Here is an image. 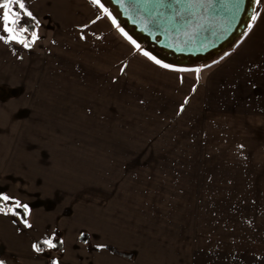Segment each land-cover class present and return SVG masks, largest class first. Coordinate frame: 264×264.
Returning a JSON list of instances; mask_svg holds the SVG:
<instances>
[{
    "label": "rangeland",
    "instance_id": "obj_1",
    "mask_svg": "<svg viewBox=\"0 0 264 264\" xmlns=\"http://www.w3.org/2000/svg\"><path fill=\"white\" fill-rule=\"evenodd\" d=\"M222 57L181 67L201 69L192 93L194 72L160 68L119 32L115 59L40 82V104L20 112L32 136L14 156L39 168V198L70 241L93 249L107 225L121 256L132 246L174 264H264V107L206 83Z\"/></svg>",
    "mask_w": 264,
    "mask_h": 264
},
{
    "label": "crops",
    "instance_id": "obj_2",
    "mask_svg": "<svg viewBox=\"0 0 264 264\" xmlns=\"http://www.w3.org/2000/svg\"><path fill=\"white\" fill-rule=\"evenodd\" d=\"M25 3L39 21L36 30L40 39L31 49L0 41V193L29 206L27 219L33 227L26 229L22 224H13L11 221L16 217L0 214V259L6 264H51V257H56L59 264H174L175 255L136 258L132 246L122 252L132 257L121 256L113 233L106 234L107 225L102 228L104 241L95 242L93 249L86 242L70 241L66 219L58 221L56 213L52 214L46 206L50 200L39 198V168L23 167L22 155L14 156L27 149L24 148L29 143L26 134L32 136L19 120L27 115L20 112L23 105L40 104L41 98L36 93L43 87L40 82L49 75L73 71L66 67L101 66L104 57H117L119 43V31L107 17L91 25V31L100 35V40L92 35H87L85 41L79 39L76 26L86 23L94 14L87 0H25ZM258 9V18L248 35L230 55L202 74L206 83L222 85L215 86L216 89H230L228 96L238 98L240 104L264 107V0H259ZM3 35L6 34L0 28V36ZM13 91L24 92L13 97L10 95ZM28 182L30 187H24ZM17 227L20 232L16 231ZM53 232L63 240V252H32L33 240ZM99 244L107 247L97 249Z\"/></svg>",
    "mask_w": 264,
    "mask_h": 264
},
{
    "label": "snow or ice",
    "instance_id": "obj_3",
    "mask_svg": "<svg viewBox=\"0 0 264 264\" xmlns=\"http://www.w3.org/2000/svg\"><path fill=\"white\" fill-rule=\"evenodd\" d=\"M87 2L94 9V14L93 18H90L86 23L76 26L79 30V39L81 41H85L87 35L95 36L97 40H100L101 36L91 31V25L104 17H107V19L111 21V24L118 29L120 34L133 46V48L141 52L144 57L152 61L155 65L171 72H194L196 83L192 85L191 92H196L200 81V68H176L170 64L162 62L155 56L150 55L149 52L143 51L141 46L132 39V37L119 26V24H117L116 19L113 18L112 12L106 7L103 0H87ZM113 2H115V0H113ZM258 2L259 0H253V3ZM243 4L244 0H130L128 6L138 12H142L146 17L164 18L167 16L170 19L179 18L186 22L189 29L195 30L203 27V23L201 22L210 23L215 17L219 16L221 14L220 5H223L226 8L225 16L230 15L232 19H235L236 14L241 10V5ZM125 11H127V9H125ZM258 15L259 13H256L250 17V22L247 25L249 31L256 22ZM25 17L32 21L31 28L23 22ZM0 28H2L3 32L6 34L0 36V41H3L5 45L15 43L20 44L25 49H31L40 39L36 30L39 28V21L26 6L25 0H0ZM85 29H88L89 31L86 33ZM26 33L30 35H26ZM247 35L248 31H245L240 37V40L242 41ZM53 43H55V41H53ZM228 55H230L229 52L224 53V56ZM217 62L218 61H213V63ZM126 67L127 63L121 62L119 69L121 75L126 74ZM205 67H208V65H205ZM177 79L181 84L183 83L182 76H178ZM115 80L116 78L113 77V82H115ZM253 87H255V85H253ZM140 102L143 103V101ZM188 102L189 97L185 96L183 102L178 106L176 113L177 116L184 111ZM243 147L244 145L242 144L237 145L238 149ZM0 201L5 202L3 205H0V214L16 217V219L11 221L13 224H22L26 229H31L33 227L27 219L30 213L27 204H22L20 200L15 197H10L3 193H0ZM8 202L11 203L9 204ZM17 209H23V213H19ZM16 231L20 232L21 229L17 227ZM63 243V240L56 241L55 232H53L51 235L44 234L40 238L33 240L30 244V248L34 253H42L45 251L51 252L52 250L63 252ZM96 247L97 249H103L106 248L107 245L99 244ZM0 264H6V261L0 259ZM51 264H59V260L56 257H51Z\"/></svg>",
    "mask_w": 264,
    "mask_h": 264
},
{
    "label": "water",
    "instance_id": "obj_4",
    "mask_svg": "<svg viewBox=\"0 0 264 264\" xmlns=\"http://www.w3.org/2000/svg\"><path fill=\"white\" fill-rule=\"evenodd\" d=\"M117 24L143 49L157 59L179 67L209 62L233 46L246 31L257 3L244 0L236 18L225 16L226 8L212 22L191 30L184 20L146 17L130 8V0H103ZM127 9V11H125Z\"/></svg>",
    "mask_w": 264,
    "mask_h": 264
},
{
    "label": "trees",
    "instance_id": "obj_5",
    "mask_svg": "<svg viewBox=\"0 0 264 264\" xmlns=\"http://www.w3.org/2000/svg\"><path fill=\"white\" fill-rule=\"evenodd\" d=\"M23 22L26 23L27 26H28L29 28L32 27V21L29 20L27 17H25V18L23 19ZM26 35H30V34L26 33ZM239 42H240V38L237 39L236 42L234 43V45L231 46V47H230L228 50H226L225 52H231L232 50H234V49L236 48V46L238 45ZM140 46H141V45H140ZM141 48L143 49L142 46H141ZM143 51H145V50L143 49ZM225 52H223V53L221 54V56L224 55ZM162 62H163V61H162ZM164 63H166V62H164ZM167 64H169V63H167ZM170 65H172V66H174V67H176V68H181V67L176 66V65H174V64H170ZM4 203H5V202L0 201V205H3ZM8 203H9V202H8ZM9 204H10V203H9ZM17 211H18L19 213H21V214L23 213V209H17ZM55 237H56V241H59L58 238H57V235H55ZM58 246H59V245H58Z\"/></svg>",
    "mask_w": 264,
    "mask_h": 264
}]
</instances>
